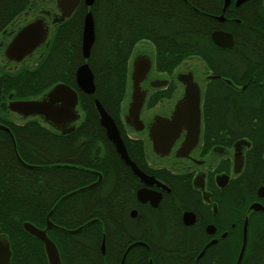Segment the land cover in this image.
<instances>
[{
	"label": "flooded vegetation",
	"instance_id": "af4514ba",
	"mask_svg": "<svg viewBox=\"0 0 264 264\" xmlns=\"http://www.w3.org/2000/svg\"><path fill=\"white\" fill-rule=\"evenodd\" d=\"M150 1L152 13L167 9L173 19L184 20L188 9L197 14L202 37L197 50L211 53L210 63L195 56L201 62L199 74L186 69L187 59L171 70H159L155 61L157 44L141 39L134 45L127 61L125 92L119 108L111 113L104 109L113 119L137 173L122 161L107 138L93 107L96 97H92V107L102 139L98 141L90 135L79 97L81 93H94L87 94L77 87L75 73L74 87L58 82L77 92L76 119L62 132L37 118L43 126L71 136L73 158L74 131L82 124L88 137L84 157L71 165V210H75L78 198H82V210H90L91 202L99 204L100 218L87 222L97 223L99 228V237L92 238L99 264H235L244 225L246 240L239 264H264V0ZM94 3L95 0L86 5L79 0L70 15L60 20L57 0H0V79L4 78L8 85V79L27 69L18 67L34 55L37 61L27 70L38 67L59 30L65 25L73 29L76 12L82 19L81 34L84 17L91 13L95 35ZM39 19L47 30L45 40L22 60H9L5 50L13 37ZM256 21L261 25L258 29L251 26ZM217 31L230 35L229 47L213 42L212 33ZM144 41L151 43L152 54ZM139 42L142 44L134 50ZM87 59L83 58L77 68L88 64ZM146 59L149 69L137 83L144 98L139 122L133 124L126 121L134 84L132 75ZM62 62L73 64L69 54ZM188 73L199 89V131L195 136L183 125L176 135H171L172 128L163 123L171 120L175 105L184 95L185 83L179 75ZM52 86L27 99L16 97L12 91L2 93L7 117L13 114L26 119L8 110V103L41 99ZM153 139L163 148L162 153L154 151ZM85 159L94 164L80 170L91 177L89 182L75 186V168ZM91 184L94 185L88 187ZM80 192L83 195L76 198ZM253 203H258L263 211L251 210Z\"/></svg>",
	"mask_w": 264,
	"mask_h": 264
},
{
	"label": "trees",
	"instance_id": "16d2710c",
	"mask_svg": "<svg viewBox=\"0 0 264 264\" xmlns=\"http://www.w3.org/2000/svg\"><path fill=\"white\" fill-rule=\"evenodd\" d=\"M150 2L95 0L93 5L95 39L87 62L94 75L95 92L92 96L81 93L79 99L84 119L90 125V135L98 141L102 139L101 129L92 107V97H96L108 112L118 110L125 92L127 61L138 41L149 39L157 44L155 61L159 70H171L182 60L195 56L210 63L211 53L197 50L202 38L197 14L188 9L184 20L173 19L167 9L152 13ZM73 17V29L65 25L59 30L56 41H50L38 67L22 70L16 77L8 79V85L4 78L0 79V95L12 91L16 97L27 99L36 97L54 83L75 86V70L84 60L81 53L82 19H78L77 12ZM251 26L254 29L261 27L259 21ZM68 54L73 61L71 66L62 62ZM6 113L0 97V123L8 126L13 137L11 139L0 128V235L9 242V264H48L43 244L28 234L22 224L29 222L44 228L46 216L52 209L49 219L59 228L47 229V235L56 245L61 263L99 264L98 250L92 239L99 237V228L97 223L87 222L100 218V206L91 202L90 210H82V198L79 200L78 197L84 192L76 194L78 202L74 211L70 206L71 165L84 157L88 140L82 124L74 131L73 158L69 134L54 131L32 119L15 123L8 120ZM92 164L85 159L76 166L75 186L89 182L91 176L80 169ZM80 225L83 227L79 231L70 232ZM237 249L238 245L235 255Z\"/></svg>",
	"mask_w": 264,
	"mask_h": 264
},
{
	"label": "water",
	"instance_id": "95a60500",
	"mask_svg": "<svg viewBox=\"0 0 264 264\" xmlns=\"http://www.w3.org/2000/svg\"><path fill=\"white\" fill-rule=\"evenodd\" d=\"M78 1L79 0H57L61 11L60 20L70 15L72 10L76 7ZM93 1L94 0H84V3L86 5H91ZM46 35L47 30L44 23L40 19L26 25L16 33L11 42L8 44L5 50V56L9 60H14L16 62L22 60L45 40ZM211 37L213 42L219 46L229 47L231 45V37L227 33L217 31L213 32ZM94 39L95 35L92 15L90 12H87L84 17L81 34V53L84 59L89 57L90 48ZM149 66L150 62L146 59L142 63V67L133 72L132 80L134 81V84L131 101L126 115V121L129 123L136 124L139 122L138 115L142 106L144 93L139 91L137 83L144 77L145 73L149 69ZM179 80L185 83L184 95L175 105L171 120L164 121L163 124L167 128H172H170L171 135H176L178 128L186 125L188 129L193 130L194 135L196 136L198 134L200 124L199 89L193 82L191 73H188L187 75H179ZM75 82L77 87L83 92L87 94L94 93L95 87L93 82V73L87 63L81 64L76 69ZM76 104L77 92L72 87L64 83H56L43 94L41 99L11 101L8 103V110L21 115L24 118L40 117L45 123L49 124L53 128L61 129L62 132H65L66 129H63V127L70 121H74L76 119ZM93 107L100 125L105 128L107 138L113 143L118 155L133 173H137L138 170L126 153L124 144L113 119L96 98L93 101ZM0 128L8 133L11 139H13L8 127L0 124ZM153 149L158 153H162L163 148L158 145V141L156 139H153ZM93 185L94 184H91L88 187H92ZM250 209L254 211H263V208L258 203H253L250 206ZM52 210H50L46 216V226L44 229H40L29 222H24L22 227L28 234L43 244L48 264H61L57 247L46 234L47 229L55 226L49 220V215ZM246 221L247 218H245V224ZM80 229L81 227L70 231L75 232ZM245 240L244 225L242 244L235 264H239L241 260ZM10 255L11 252L7 239L0 235V264H9Z\"/></svg>",
	"mask_w": 264,
	"mask_h": 264
},
{
	"label": "rangeland",
	"instance_id": "374dc122",
	"mask_svg": "<svg viewBox=\"0 0 264 264\" xmlns=\"http://www.w3.org/2000/svg\"><path fill=\"white\" fill-rule=\"evenodd\" d=\"M94 23H95V21H94ZM145 42V44H146V48L149 50V53L150 54H152V52H153V48H152V46H151V43L150 42H148V41H144ZM139 44H142V42H139L136 46H135V48H134V50L135 49H137L138 47V45ZM83 60V59H82ZM81 60V61H82ZM88 60V59H87ZM37 61V59H36V56L34 55L31 59H27L26 61H24V63L23 64H21L20 65V67H18V69H20V68H27V69H31L34 65H35V62ZM201 62H200V60H198L197 58H195V57H192V58H187V60L184 62V65H185V67H186V69H192L193 70V72H195L196 73V71L198 72V66H199V64H200ZM200 71V70H199ZM151 73H152V70H151ZM198 74H199V72H198ZM124 108V107H123ZM79 111V110H78ZM79 113H81L80 111H79ZM9 119H11L12 121H14L15 123H22V122H24L25 120H30V119H32V120H35V121H39L40 122V119L39 118H37V117H28V118H26V119H23V118H18L17 116H15V115H13V114H9ZM45 125V124H44Z\"/></svg>",
	"mask_w": 264,
	"mask_h": 264
}]
</instances>
